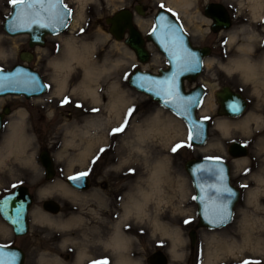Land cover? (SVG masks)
Listing matches in <instances>:
<instances>
[{"label": "rangeland", "instance_id": "rangeland-1", "mask_svg": "<svg viewBox=\"0 0 264 264\" xmlns=\"http://www.w3.org/2000/svg\"><path fill=\"white\" fill-rule=\"evenodd\" d=\"M149 1L152 7L161 4L157 2L159 0ZM189 1L190 4L186 9V21L190 30H195V27L205 28V30L203 29L205 32L198 35L200 38L206 34L208 20L205 17L198 19L195 15L206 0ZM223 1L226 7H234L240 12V16L246 19V23H244L247 27L255 25L251 22L256 16L252 14L249 0ZM133 2L135 0H82V3L80 0H63L64 5L71 9V16L66 28L55 36H46L44 45L30 48L27 45V35L9 36L3 30V21L9 15L11 5L8 0H0V49L3 51L0 53V69H8L21 62L18 60L19 52L30 51L33 53V58L27 64L37 70L46 84L50 86L45 93L37 96L40 97V102L35 101L37 97L30 99H25L22 96L0 97V107L7 104L13 108L1 130L0 150L2 151L5 147L9 120L18 118L19 110H22L24 111L23 131L27 138V141L23 142L26 144L27 154L31 156V160L27 161L19 153H14L6 155L0 160V195L12 188V185L25 184L31 192L37 190V194L34 195L32 211L39 209L43 199L55 198V192L51 195H43L42 189L50 183L64 181V177L76 171L87 170L86 163L92 160L100 147H104L107 151L104 153L105 162L101 168L102 173L104 172L103 177L117 178L121 173L126 175L129 168L135 169V172L132 173L134 188L130 190V193L133 194H126V197L129 200L132 195L138 196L143 201V196L138 191L148 190L142 180L147 169L144 166L146 165L144 156H148L151 163L165 159L166 174L164 181L160 183L161 191L154 193L146 200L144 199L142 215L134 213V218H138L140 226L138 263L149 264L147 257L150 254L163 252L168 256L167 264H202L205 242L201 235L216 231L232 236L235 233V227L240 224L242 216L245 215L249 218L256 217L258 219L261 217L263 219L254 222L251 231L256 238L260 237L262 250L257 252L249 249L235 257L238 261H234L231 255L225 254L219 259L221 262L219 264H240V260L245 258H251L264 264V185H261V191L257 194L255 201L252 202L248 198L249 190L260 187L256 181L257 178H264V87L262 84L244 80L239 71H226L222 66L227 65L231 59L237 58L241 54L239 46L245 44V40L228 39L231 29L222 31L217 37H211L215 47L205 58L210 62L208 65H203L200 76L192 81L203 82L206 86L202 105H208V108L205 114L199 110L198 116L210 117L207 141L204 145L185 147L177 153H172L170 148L174 143L187 140L188 128L186 124L172 111L170 112L169 109L152 100L150 96L148 97L128 85L127 79H125V74H130L137 67L148 71L163 68L167 63L165 58L162 54L154 53L151 64L139 66L133 51L123 41L115 40L108 32V25L105 23L106 17L121 7L132 5ZM262 7V13H264V0ZM79 11H82V16L79 18L78 24L70 28ZM202 23H205V26ZM82 28L83 32L80 31ZM237 34L240 37L241 33ZM70 36L78 44L82 41L94 43V59L98 63L105 62L113 67L111 73L102 78L99 84L101 105H105L109 100L106 91L110 82L118 83L119 89L126 91L131 97L132 102L124 107L121 116L124 117V113L129 107H134L135 112L123 134L116 137L109 135L110 129L121 123L123 117L119 120L112 118L102 127L93 126L89 129V135L86 134L85 122L97 114L91 112L90 109L93 107L99 109L98 113L103 116L108 112L106 109L101 110L97 103L90 102L86 96L81 95L80 90H73L82 75L78 64L74 63L72 70L68 73L64 90L61 93L54 92L57 71L51 61L63 58L64 49L61 41ZM196 38L194 36L193 39L198 41ZM244 53L248 56L246 51ZM224 84L236 88L246 96L248 106L244 114L234 118H223L217 115L218 103L214 94L215 90ZM185 87H190L188 81L185 82ZM65 95L71 97L73 103L61 106L60 100ZM75 101H79L84 107H75ZM158 110L161 111L160 114L165 120L170 119L171 125L165 129L164 133H159L155 137L151 135L140 141L136 135V125H145L146 120ZM244 118L249 120L247 127L238 124ZM223 119L236 124L231 127L229 133H223L214 126L215 121ZM161 126L163 127L162 124ZM232 141L244 142L249 149L247 156L231 158L227 153V146ZM88 143L91 145L90 151L81 155L83 149L89 145ZM42 148L48 149L54 160L55 177L50 180H46L44 169L38 159ZM205 156H220L226 160L230 166V179L241 190L231 222L219 229L198 227L196 204L192 200L195 193L183 164L190 158H204ZM237 159H244L245 163L241 167H237L234 163ZM242 185H247V187H241ZM38 213L39 210L33 212V219L41 223L42 226L36 225V223L31 224V232L37 231L39 236L37 240L31 241L28 245L29 258L26 263L54 264L52 224L36 218ZM187 218H191V223L186 225L184 220ZM154 222L158 226H155ZM161 227L177 229L181 239L177 247L183 252L181 257L170 254L171 239L170 236L163 233ZM191 229L196 230L194 247L187 235ZM9 239L10 231L0 217V240L6 242ZM231 261L234 263H228Z\"/></svg>", "mask_w": 264, "mask_h": 264}, {"label": "flooded vegetation", "instance_id": "flooded-vegetation-1", "mask_svg": "<svg viewBox=\"0 0 264 264\" xmlns=\"http://www.w3.org/2000/svg\"><path fill=\"white\" fill-rule=\"evenodd\" d=\"M157 2L163 4L164 8L161 9V4L157 5L156 7H152V4L149 0H135V2H133V4L130 6L121 7L126 8L131 12L133 26L138 33L139 39L141 40V42L140 40H138L137 45L142 51V54L147 57L146 62H141L138 56L134 54L136 63L139 66L148 63L151 64L154 53L162 54L160 53L156 45L149 39V36L151 34L150 32H152V29L155 25V17L160 12V10L166 11L168 17L170 19H174L177 22L180 27L181 33H184L187 36L188 41L193 48L200 49L203 47H209L211 53L213 47H215V44L212 42L211 37H217L222 31L231 29V33L235 34L234 40L238 41V39H244L245 44L249 45V49L246 50V53L248 54L250 60L256 64H259L262 61V57H264L263 9L260 10V15H256V17L253 16L255 19L251 20V22L255 23V25L247 27V25H245L246 19L240 16V12L237 11L234 7H226V4L223 0H206L203 7L201 9H198L199 11L196 12L195 15L196 17H198V19L205 17L208 20L206 34L199 38L198 35H202L205 32L203 31V29L205 30V28L195 27V30H190L188 22L186 21L187 10L184 11L181 8H175V6L167 0H159ZM209 3H221L225 8H227L226 10L229 16L228 19L230 20V26L228 29H219L218 31L212 30L213 28L218 27V24L215 23L212 18L206 15L205 7ZM168 9H171L172 11L169 12L167 11ZM173 13H175V15H173ZM202 25L205 26V23H202ZM239 32L241 33L240 37L237 34ZM128 33L129 31L126 28L123 31V42L124 39L129 35ZM194 36L197 37L196 40L198 41H195L193 39ZM206 57H204L203 60H205ZM203 65L204 61L202 64V70ZM167 66L168 62L165 63L163 68H166ZM158 70L159 69L150 72L158 73ZM201 72L196 77V79L200 76ZM192 81H188L190 83V87L188 88L185 87L186 81L184 82L185 90L190 91L197 85H201L204 90L202 95L204 98L206 92V86L204 85V83H195ZM224 86L229 87L230 90L240 93L246 100L245 109H247L248 100L246 96H244L241 91L236 90V88L232 86L230 87V85L224 84L219 87L218 90H215V98L216 92L220 91ZM201 105L202 103L197 109L198 114ZM5 109L8 111V113L3 117L2 128L5 122H7L6 120L8 116L13 111L12 106L6 104L0 107V112H3ZM245 109L242 114H244V112L246 111ZM216 111L217 115H219L220 117L234 118L223 115L219 110V105L217 106ZM115 126L116 125H114L113 127ZM246 147L248 149L247 145ZM104 157L105 154L103 153L101 154L98 161L94 164L92 163V160L86 163L87 170L91 169V171L90 174L83 180L79 182H72L69 181L67 177L84 170L76 171L75 173L64 177V181L61 182L64 183L65 187L70 192H63V190L60 188L54 189L53 192H55V198L43 199L40 203L39 209H34L33 211L32 207L35 197L34 195L37 194V190H32L31 192L30 188L28 187L29 193L32 197V203L28 208L27 214L28 232L24 235H16L12 231L11 227L2 219L5 222L8 231H10V239L6 242L0 240V245L10 247L14 246L20 249L22 253H24L23 262L27 264L26 262L29 258L28 245L31 241L37 240L39 236V233L37 231L31 232V224L36 223V225L42 226L41 223H38L37 220L33 219V212L39 210V213L46 214L53 221L52 229L54 232L52 235V242L54 248V264H89L90 261L99 260L104 257L107 258L108 264H119L122 258L128 259L127 264H139V256L137 255L139 252L138 247L140 244L139 220L138 218H134L135 215L133 212H126L125 209V205L129 203L131 199L129 197L128 200L126 194H133L130 193V190L134 188V178L132 173L129 172L126 175L121 173L117 178L103 177L104 172L102 173L101 168L105 162ZM230 183L239 190L238 192L240 196V188L232 183L231 179ZM11 190H13V187L1 193L0 197L10 192ZM46 200L53 201V206L50 207L49 205H47V207H45L44 202ZM126 225L128 227H125ZM195 242L193 244L191 243L192 247H194Z\"/></svg>", "mask_w": 264, "mask_h": 264}, {"label": "water", "instance_id": "water-1", "mask_svg": "<svg viewBox=\"0 0 264 264\" xmlns=\"http://www.w3.org/2000/svg\"><path fill=\"white\" fill-rule=\"evenodd\" d=\"M62 4L50 3L49 0H44L42 4H33L31 9H28L27 4L22 6H17V8H13L11 6V10L9 15L3 21V30L9 36H16L25 34L28 36L27 45L30 48H35V46H42L45 44V37L48 35H54L63 31L65 26H67V22L69 16L67 12L63 8ZM21 9H24V15L18 19L14 20ZM206 15L212 18V20L218 24V27L213 28L212 30L218 31L219 29H228L230 26L229 16L227 12V8L224 7L221 3H209L205 7ZM57 11L64 13V25H62L57 18H55V13ZM163 15L165 20L163 22L158 20V17ZM39 20V24L31 23L32 20ZM105 23L108 25V32L113 36L116 40L123 39V31L127 28L129 31V35L124 39V43L127 44L134 52L136 56L140 59L141 62H146L147 57L142 54L137 42L139 39L138 33L133 26L132 23V14L126 8H121L112 15L105 18ZM168 23L173 25V31H175L176 36H179L183 41V47L189 49L196 53L198 65L195 70L187 71L181 73L177 79L176 83L179 86L180 95L187 97L190 95H203V87L201 85H197L190 91H186L184 88L185 81L195 80L202 70L203 58L210 54L209 47H203L200 49L193 48L188 41L187 36L184 33H181L180 27L174 19H170L164 10H160V12L155 17V25H158L155 34L150 32L149 39L156 45L160 53L163 54L164 58L168 62V66L163 69H159L158 73L150 72L147 70H143L140 68H135L129 75V79L127 80L128 85L133 87L139 92L144 93L148 97L154 101H156L161 106L168 108L175 115L180 117L184 123H186L188 129L193 127V122H199V117L197 115V106H193L190 114H185L182 110H178L175 104L173 103H165L166 99H170L165 97V95L161 94L157 96L155 93L160 89V87H166L164 85H157L154 83H150L148 81H165L166 79L171 78L173 73L177 70L176 65L177 61L172 58L171 52L175 45V37L168 32V29L164 26ZM21 24H27V27H20ZM14 25L15 30H13ZM41 25H48V27H43ZM141 42V40H140ZM21 62L14 64L12 67L8 69H0V97L7 95H15V96H24L25 98H31L39 96L46 92L47 88H44L42 85L46 84L41 76V74L35 70L33 67L29 66L27 63L32 60L33 54L30 51H21L18 55ZM25 73L29 75H36L39 79V83H16L12 84L9 81H6L5 77H12L16 75L18 80H25ZM139 77H146L147 80H141ZM143 84L144 87L141 88L138 85ZM216 100L219 105V110L223 115L228 117H237L240 116L244 109L246 108V100L245 98L238 92L230 90L229 87L224 86L220 91L216 92ZM232 102H237L240 106V111L233 113L229 110L227 105ZM8 111L5 109L3 112H0V130L2 128V121L4 115H6ZM209 132V121L203 122V127L200 130L199 134L196 133L194 129L195 139L192 141V146H201L204 145L208 138ZM228 154L233 158L245 157L248 154V149L244 145L243 142L233 141L227 147ZM39 162L43 167V171L45 173V178L52 179L55 175L54 161L51 153L48 149H42L38 154ZM210 162L205 161L203 158H190L186 160L184 164V169L190 177L195 196L198 197L195 200V204L197 207V216H198V227H205L209 229L219 228L227 225L232 219L233 208L238 201L239 190L230 183V166L225 160H223L222 165H217V169L220 167L224 168V176H225V185L230 187L234 193L231 199L228 202L229 211L231 213L230 218L225 221L223 224L219 226H210V221L212 219L211 209L215 206H218L222 203V200L217 199L215 201L209 199V190L207 188L208 184L216 183L220 186L218 180H214L211 175L208 174H197V176L192 175V169L200 164H209ZM200 185L201 187H197ZM199 197H204L203 200L199 199ZM32 203V197L29 193L28 187L26 185H18L13 188L10 192L2 195L0 197V207L4 208L3 212H0L1 218L8 224L12 231L16 235H24L28 232V208ZM53 201L46 200L44 202V206L50 207L53 206ZM205 205L208 206L209 211L205 213ZM17 210H19V214L17 215ZM190 238L191 243L193 244L196 240V231L195 229H191L187 234ZM23 254L20 249L17 247H10L0 245V255H2L3 259L7 262V264H25L23 262ZM14 255V258H13ZM167 257L163 252H153L148 257L149 264H167Z\"/></svg>", "mask_w": 264, "mask_h": 264}, {"label": "bare ground", "instance_id": "bare-ground-1", "mask_svg": "<svg viewBox=\"0 0 264 264\" xmlns=\"http://www.w3.org/2000/svg\"><path fill=\"white\" fill-rule=\"evenodd\" d=\"M251 2L250 7L252 9V14L254 16H258L261 14L260 10H262L263 0H249ZM172 5L186 11L187 7L190 4L189 0H168ZM82 3V0H80ZM82 16V11L78 12L74 23H72L70 28L75 27L78 24L79 18ZM230 40L235 38V34L229 33ZM61 43L63 44L64 56L61 59H53L51 61L52 66L57 71V79L55 82V93H61L64 90L66 85L68 73L72 70L73 64L76 63L80 66L82 75L81 80L77 84V86L73 90H80L81 95L86 96L90 102H94L98 104V107L103 110L106 109L108 112L107 115L103 116V114L97 113L92 118H89L85 124V132L89 135V129L93 126L102 127L107 124L112 118L119 120L122 115L123 109L129 103L132 102L128 93L124 90L119 89V85L116 82H110L108 85V89L106 91L109 96V100L105 105H101V97L99 94V84L102 78L108 76V74L112 71V66L107 65L105 62L98 63L94 59V48L95 45L92 42L82 41L80 44L76 42L73 37L63 38ZM116 46V45H115ZM249 49V45L243 44L239 46V50L241 54L234 59H231L229 63L226 65H222L226 71L237 70L241 73L243 79L249 80L252 83L262 84L264 87V57H262V61L259 64H256L250 60V58L244 53ZM3 51L0 49V53ZM204 65L209 64V60L205 59ZM117 62H119L117 60ZM61 74V75H60ZM36 102H40V97H37ZM208 105H202L200 108V112L205 114L207 111ZM160 110L155 112V114L149 119L146 120L145 125H136L135 131L137 138L140 141H143L145 138H149L151 135L155 137L157 134L164 133L165 129L171 125L170 119H164ZM18 118H11L8 122V132L5 140V147L3 150H0V160H2L6 155L19 153V155L27 161L31 160V156L26 152V144L23 141H27L26 135L23 131L24 124V111L19 110ZM169 117V116H168ZM171 118V117H169ZM248 118L242 119L238 124L243 127H247ZM163 125V127L161 126ZM233 122H229L228 120H217L214 122L215 128L220 130L223 133H229ZM182 132V130H181ZM89 145L83 149L82 154H86L90 151L91 145ZM142 152V150H141ZM80 155V156H81ZM144 162H146V171L143 175V181L148 187V190L141 189L138 192L141 196H143V201L140 198L131 196L129 203L125 205L126 212L137 213V215L143 214V202L149 197H152L154 193L161 191L160 183L164 181L166 174V165L165 159H159L153 161L152 163L149 161L148 156H144ZM235 166L241 167L245 161L244 159H237L234 161ZM260 187L253 188L248 191V198L253 202L255 201L257 194L261 191V185H264V178L259 177L256 180ZM60 188L63 192H70L62 182H53L50 183L47 187L42 189L43 195H51L54 189ZM183 191V188H182ZM37 218H39L43 222H49L52 224V219L48 217L44 213H38ZM263 220L261 217L258 219L255 217L249 218L247 216H242L240 220V224H237L235 227V233L230 236L225 232H208L202 234V240H204V250H203V263L202 264H219L220 258L225 255H231L234 261H238L235 257L243 254L247 250L253 251H261L262 250V242H260V237L256 238L252 231V224L254 222H258ZM155 223V222H154ZM155 226H158L155 223ZM7 227V226H6ZM163 233L166 236H170L171 239V247L170 254L175 257H181L183 252L178 249L179 242L181 241L179 232L177 229H168L166 227H161ZM243 260V259H242ZM133 261V260H132ZM241 261V260H240ZM51 262V261H50ZM128 259L122 258L119 264H127ZM234 263V262H228Z\"/></svg>", "mask_w": 264, "mask_h": 264}, {"label": "snow or ice", "instance_id": "snow-or-ice-1", "mask_svg": "<svg viewBox=\"0 0 264 264\" xmlns=\"http://www.w3.org/2000/svg\"><path fill=\"white\" fill-rule=\"evenodd\" d=\"M8 2L14 9L17 8V6H22L25 4H27L28 9H31L33 7V4H42L44 2V0H8ZM49 2L50 3L54 2L56 4H62V0H49ZM62 6H63L64 10L67 12V15L71 16V9L68 8L66 5H62ZM160 7H161V9H163L164 5L161 4ZM167 11L171 12L172 10L168 9ZM23 15H24V9H21L20 13L16 17H14V20L20 18ZM173 15H175V13H173ZM55 18H57L59 20V22L62 25H64V13L63 12L57 11L55 13ZM158 20L163 22L165 20V17L163 15H160L158 17ZM31 23L39 24L40 22H39V20L34 19L31 21ZM19 26L20 27H27L28 25L27 24H21ZM41 26L48 27V25H41ZM164 26L168 29L169 33L175 37V45L172 49L171 55H172V58L177 61V65H176L177 70L173 73L171 78L166 79L165 81H148V82L154 83L157 85L166 86V87H160V89L158 91H156L155 94L157 96H160L161 94L165 95V97L170 98V99H166L165 103H173V104H175V106L177 107L178 110H182V112L185 114H190L193 106L198 107L203 102V96L200 94L190 95L187 97L180 95L179 86L176 83V79L183 72L195 70L199 62L197 60V56H196L195 52L190 51L189 49L183 47V41L180 39L179 36H176L175 31H173V25L171 23H168ZM15 27L16 26L14 25L13 30H15ZM157 27H158V25H154V27L152 29V34H155ZM80 31L83 32L84 29L82 28ZM133 67H135V65H133ZM25 76H26L25 80H18L16 78V75H13L12 77H5L4 79L6 81H9L12 84H16V83H39V79L36 75H29V74L25 73ZM129 78H130L129 75L125 74V79H129ZM139 79L147 80L146 77H139ZM42 86L44 88L50 87L47 84H44ZM138 86L141 88L144 87L143 84H140ZM72 103H73V101H72L71 97H69L67 95L63 96V98L60 100L61 106L69 105ZM74 103H75V107H77V108H83L84 107V105L81 104L79 101H75ZM227 107L233 113L240 111V106L237 102L229 103L227 105ZM90 111L93 113H98L99 109L93 107L90 109ZM134 112H135V108L129 107L126 110V112L124 113V117H123L121 123L115 127H112L110 129L109 135L110 136H118V135L123 134L126 131V128H127L128 124L130 123V118L134 115ZM208 120H210V117L203 116V117L199 118V122L194 121L193 127H190L188 129L187 140L186 141H177L176 143H174L171 146L170 151L172 153H177L182 148H185V147L190 148L192 146V141L195 139L194 129L196 130V133L199 134L200 130L203 127V122L208 121ZM106 151H107V149H105L104 147H100L98 150V153L95 156H93L92 163L94 164L95 162H97L98 159L100 158L101 154L105 153ZM203 159L205 161L210 162V163L209 164H200V165L195 166L192 169V175L195 177V176H197V174H208V175H211L214 180L219 181L220 186H218L216 183H211V184L207 185V188L209 190V197L208 198L213 200V201H215L217 199L222 200V203H220L218 206H215L211 209L212 219L210 221V226H212V225L219 226L230 218L231 213L229 211L228 202L231 199L232 195H234V193H233L232 189L230 187L226 186L224 183V181H225L224 168L220 167L219 169H217V167H216L217 165H222L223 158L220 156H205ZM90 171H91V169L77 172L73 175L68 176L67 179L69 181H72V182H79V181L83 180L84 178H86L90 174ZM128 171H129V173H134L135 169L129 168ZM12 187L15 188V187H17V185H12ZM197 187L199 188L201 186L197 185ZM241 187L246 188L247 185H242ZM197 199H198V197L195 195L192 197L193 201H195ZM199 199L203 200L204 197H199ZM3 211H4V208L0 207V212H3ZM204 211H205V213H207L209 211L207 205H205ZM18 214H19V210H17V215ZM184 223L186 225L191 223V218L185 219ZM125 227H128V226L126 225ZM13 258H14V255H13ZM0 264H7V262L3 259L2 255H0ZM89 264H108V260L106 257H104V258H101L99 260L90 261ZM240 264H261V262L253 260L251 258H245V259L240 261Z\"/></svg>", "mask_w": 264, "mask_h": 264}]
</instances>
